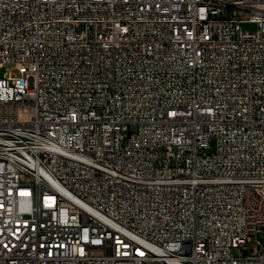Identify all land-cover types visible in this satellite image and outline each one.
<instances>
[{
  "label": "built area",
  "instance_id": "obj_1",
  "mask_svg": "<svg viewBox=\"0 0 264 264\" xmlns=\"http://www.w3.org/2000/svg\"><path fill=\"white\" fill-rule=\"evenodd\" d=\"M5 63L0 264H264V0H0Z\"/></svg>",
  "mask_w": 264,
  "mask_h": 264
},
{
  "label": "rangeland",
  "instance_id": "obj_2",
  "mask_svg": "<svg viewBox=\"0 0 264 264\" xmlns=\"http://www.w3.org/2000/svg\"><path fill=\"white\" fill-rule=\"evenodd\" d=\"M247 25H244V27H246ZM12 66V64L10 63H5L0 67V76H2L4 73H7V71L9 70V67ZM13 72H16L15 68H12ZM212 146L208 148V151H211L213 149V145L214 142L211 141ZM256 245L255 240H251L250 242L247 243L246 248L248 250L252 249L254 246ZM244 252L243 249L239 248V249H233L232 253H236V254H242Z\"/></svg>",
  "mask_w": 264,
  "mask_h": 264
}]
</instances>
